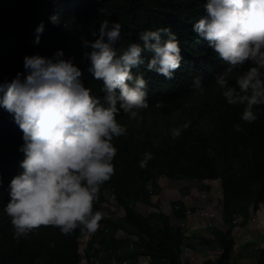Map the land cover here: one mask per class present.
<instances>
[{
	"label": "trees",
	"instance_id": "1",
	"mask_svg": "<svg viewBox=\"0 0 264 264\" xmlns=\"http://www.w3.org/2000/svg\"><path fill=\"white\" fill-rule=\"evenodd\" d=\"M206 0H0V82L11 80L17 71H25L24 56L40 52L52 55L63 48L65 56L74 55L83 69V79L94 94L103 97V81L88 71L90 59L84 53L82 38L94 39L104 18L119 20L122 24L117 47L138 40L146 28L170 25L180 40L182 60L173 77L169 78L145 65L134 67L133 72L144 71L148 79L149 106L141 111L181 103L200 91L193 89L199 76L204 90L217 85L216 75L224 70L222 60L207 40L197 33L193 24L205 14ZM60 16L53 23L51 14ZM45 22L40 42L34 43L35 28ZM150 56V52L144 53ZM2 94V93H0ZM258 116L254 121L242 119L243 105H232L222 95L221 106L204 122L190 120L189 127L179 137L155 136L150 130L128 127L126 135L114 138L118 151L114 157L116 171L101 186L110 188L124 214L118 218L103 216L100 222L114 231L122 227L138 235L130 251L117 252L122 244L111 234L100 237L101 260L112 254L128 257L129 264H140L139 254L150 255L155 264H188L181 258L185 235L178 224H173L165 213H143L137 203H150L155 180L160 175L171 178L220 179L223 191V215L228 228L217 230L215 241L220 252L215 259L203 264H231L234 252L232 219L236 204L252 198L254 207L264 205V104L255 106ZM128 114L121 110L117 119L123 123ZM242 128L238 130L235 125ZM158 141V142H156ZM23 131L14 117L0 105V264H78L81 228L65 234L59 226L41 225L28 236L14 235L11 216L5 211L10 199L9 184L12 177L23 170L20 161L24 152ZM146 150L154 156L147 167L139 161ZM151 184V187H149ZM155 214V215H153ZM156 219L155 221H153ZM119 242V243H118ZM90 248V247H89ZM98 254V252H96ZM255 264H264V247L257 249Z\"/></svg>",
	"mask_w": 264,
	"mask_h": 264
},
{
	"label": "clouds",
	"instance_id": "2",
	"mask_svg": "<svg viewBox=\"0 0 264 264\" xmlns=\"http://www.w3.org/2000/svg\"><path fill=\"white\" fill-rule=\"evenodd\" d=\"M204 8L193 28L227 62L216 83L229 104L244 106L242 119L254 121L255 106L264 104V0H206ZM50 19L60 23L57 13ZM121 28L119 20L106 17L98 34L93 32L94 39L82 38L85 49L90 46L84 53L90 59L88 71L103 81V97L93 93L75 56H65L63 48L52 55L25 54L26 72L17 71L11 80L0 82V105L23 131V170L12 177L4 206L18 238L48 224L65 234L77 227L88 232L99 228L103 212L94 202L116 171L114 138L128 131L117 113L123 110L132 119H142L141 110L149 106L148 79L144 71L132 69L145 65L171 78L181 65L180 40L170 25L146 28L138 40L118 48ZM44 30L45 22L40 21L34 43L40 42ZM245 64L249 67L230 83L234 69ZM190 86L204 91L199 76ZM190 124L186 120L173 125L172 137ZM235 127L240 130L242 125ZM153 156L146 150L140 166L147 167Z\"/></svg>",
	"mask_w": 264,
	"mask_h": 264
},
{
	"label": "crops",
	"instance_id": "3",
	"mask_svg": "<svg viewBox=\"0 0 264 264\" xmlns=\"http://www.w3.org/2000/svg\"><path fill=\"white\" fill-rule=\"evenodd\" d=\"M220 187L217 179L171 178L161 175L155 180L150 203L145 204L151 213L167 214L172 223L186 219L187 231L182 249L188 256L196 258L195 264H203L209 258L215 259L221 250L215 241V233L217 230H226L228 225L222 212L223 201L217 198ZM204 192L206 196H203ZM137 204L144 205L140 202ZM175 205L179 207L175 208ZM236 207L233 217L237 218V222L232 225L235 241L233 258L238 254L245 262L246 256L252 254L255 264L257 249L264 247V213L260 215L262 210H259L257 218L252 219L254 210L259 207H254L252 198L237 202ZM187 209L191 210L189 214ZM203 209L213 211L215 215L211 218L202 215ZM185 261L191 264L189 257Z\"/></svg>",
	"mask_w": 264,
	"mask_h": 264
},
{
	"label": "rangeland",
	"instance_id": "4",
	"mask_svg": "<svg viewBox=\"0 0 264 264\" xmlns=\"http://www.w3.org/2000/svg\"><path fill=\"white\" fill-rule=\"evenodd\" d=\"M248 67L249 64H245L242 69H234L230 83L234 84L235 76L240 74V72H242L244 69H247ZM221 97H222V89H220L217 84L209 89H205L203 92H198L197 94L188 97L185 101L181 103H175L169 106H165L162 103H159L158 106L153 110L141 111L142 119L139 118L132 119L129 116H127V118L123 120V123H126L129 128L150 130V132L157 137L164 136L171 138L172 137L171 127L173 125H179L186 120H195L199 122H204L205 120H207L209 115L212 114V110L215 111L217 108L221 106ZM216 179L218 180V183L221 186L220 179L218 178ZM106 202L107 204L101 209L102 212H109V213L113 212L114 215H117V210L110 207L111 202L110 201H106ZM119 209L123 213L120 206ZM259 210L262 211L264 210V205L262 203H260L259 207L254 210L255 215L252 217V219L257 218ZM260 215H262V212ZM155 220L156 219H154L153 221ZM232 224H234V222H232ZM119 242H121L122 244L117 246L116 249L118 250L117 252H121V250H123L125 245L124 240ZM82 256L84 255L82 254ZM246 257H247V261L244 262V260L242 261V259L238 254L236 255V258H233L232 256L231 264H254L253 263L254 255L251 254L250 256H246ZM88 262H89L88 264H94L95 260H93L92 262V260L89 259ZM145 263H148V261H146ZM45 264H50V263L46 262ZM78 264H85V262H83L80 259Z\"/></svg>",
	"mask_w": 264,
	"mask_h": 264
},
{
	"label": "built area",
	"instance_id": "5",
	"mask_svg": "<svg viewBox=\"0 0 264 264\" xmlns=\"http://www.w3.org/2000/svg\"><path fill=\"white\" fill-rule=\"evenodd\" d=\"M149 187H151V184H149ZM105 190H107V194H105ZM105 190L103 191L104 200H103L100 208H98V209L101 210L107 204L106 201H110L111 202L110 207L117 210V215H114L113 212L112 213L103 212V216H110L112 218H118L119 216H122L124 214V210L117 203V201L114 197V193L112 192V190L110 188H106ZM206 195H207V193L204 192L203 196H206ZM223 197L224 196H223L222 187H220V189L218 191L217 198H218V200L223 201ZM119 206L121 207L123 213L119 209ZM135 207L138 211H141L145 214L151 213L149 211L148 205L135 204ZM174 207L178 208L179 205H175ZM190 211H191L190 209H187L188 214L190 213ZM201 214L208 216L209 218H211L212 216L215 215V213L213 211L204 210V209L201 210ZM233 222L234 223L237 222V218H233ZM99 224H100V226L95 232H88V231H82L81 230V233L79 235V247H78L80 259L83 262H85V264L89 263L88 262L89 259L92 260V262H93V260H95L94 264H129L130 261H129L128 257L118 258L117 254H112L106 261L101 260L100 256H102L103 250H101V243L99 242V240H100V237L102 234H100L99 232L102 230L103 235L106 237H109L111 234H113L114 237H116L118 239H123L125 241V245H124L123 250H121V253H123L125 251H130L132 249L133 242L138 240V235L136 233H133V232H127L122 227H117L114 231H112L103 222H99ZM173 224H178L181 227L184 235L186 234V231H187L186 219L176 220V223H173ZM207 224L211 225L210 222H208ZM81 240H82V243H81ZM96 252H98V254H96ZM82 254L84 256H82ZM187 257H189L191 264H195L197 262V260L194 256H188L187 253H185L182 249V253H181L182 260L185 261L187 259ZM137 261L140 264H155L154 261H152L150 255H147V254H139L137 256ZM146 261H148V263H145Z\"/></svg>",
	"mask_w": 264,
	"mask_h": 264
},
{
	"label": "bare ground",
	"instance_id": "6",
	"mask_svg": "<svg viewBox=\"0 0 264 264\" xmlns=\"http://www.w3.org/2000/svg\"><path fill=\"white\" fill-rule=\"evenodd\" d=\"M264 213V210L262 211V214Z\"/></svg>",
	"mask_w": 264,
	"mask_h": 264
}]
</instances>
